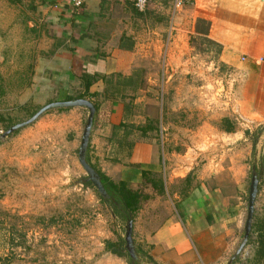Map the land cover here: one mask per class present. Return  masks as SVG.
<instances>
[{"label":"rangeland","instance_id":"obj_1","mask_svg":"<svg viewBox=\"0 0 264 264\" xmlns=\"http://www.w3.org/2000/svg\"><path fill=\"white\" fill-rule=\"evenodd\" d=\"M41 4L0 0V135L44 105L37 95H29V88L37 61L51 55L57 38ZM189 9L173 12L166 0H158L144 11L118 10L116 18L125 20L121 27L128 34L124 45L132 52H118V71L113 73L136 74L133 84L108 101L87 98L105 111L117 103L128 105L123 110L126 137L122 129L120 140L90 132L87 156L113 181L122 178L149 196L134 212L132 228L144 260L154 254L155 229L176 215L179 200L195 189L205 169L208 187L229 194H235L238 176L245 219L254 164L259 185L253 221L264 216V120L246 122L235 115L218 47L194 31ZM195 27L202 24L196 21ZM87 115L84 107L50 109L0 137V264H113L107 257L128 264L126 256L105 248V240H124L126 223L112 215L92 184H85L87 175L78 162ZM223 118L231 121L233 131L225 130ZM99 123L97 119V128ZM147 145L157 152V168L145 181L142 176L130 181L129 168L141 166L136 160L144 158ZM158 179L164 181L163 193L150 182ZM254 238L250 233L231 264L251 262ZM228 259L211 264H226Z\"/></svg>","mask_w":264,"mask_h":264},{"label":"crops","instance_id":"obj_2","mask_svg":"<svg viewBox=\"0 0 264 264\" xmlns=\"http://www.w3.org/2000/svg\"><path fill=\"white\" fill-rule=\"evenodd\" d=\"M41 2L58 46L55 45L53 54L37 61L29 95L41 98L39 103L64 100L77 94V90L82 92L79 75L83 71L108 75L118 71V52H132L131 46L126 48L124 45L128 34L121 22L125 20L116 18L118 10L123 14L136 13L130 1L88 0L80 8L73 7L70 0ZM189 19L194 31L198 19L208 22L205 36L218 47L217 58L228 77L226 94L233 98L235 115L246 122L263 121L264 0H194ZM113 41L117 43L115 47ZM128 44L132 45V42L128 41ZM109 52L115 53L110 56ZM104 86L99 79L89 91L98 92L102 100L108 101L109 98L102 94ZM123 110L124 104L117 103L110 107L107 116V111L99 107L93 120L92 136L93 133L110 135L112 139L111 125L123 121ZM73 111L80 114V110ZM97 119L100 120L98 128ZM148 147L144 158L136 160L141 161V166L129 168L130 181L138 182L142 170H156L153 161L157 152ZM202 173L195 189L179 200L176 215L166 218L153 232L154 254L151 256L157 264H200V260L201 264L223 262L235 250L245 220L242 191L238 192L241 180L238 176L235 178L237 190L235 194H229L219 187H208L206 169ZM108 260L118 264L112 257H107Z\"/></svg>","mask_w":264,"mask_h":264},{"label":"trees","instance_id":"obj_3","mask_svg":"<svg viewBox=\"0 0 264 264\" xmlns=\"http://www.w3.org/2000/svg\"><path fill=\"white\" fill-rule=\"evenodd\" d=\"M12 2L17 0H10ZM82 7V6H80ZM77 7V8H80ZM137 11V10H135ZM199 23L202 24L201 28H195V32L205 37V39L209 40L205 35L208 31V22L203 19L197 20ZM210 41V40H209ZM58 46V44L56 45ZM51 54L54 52L51 51ZM133 75L131 74L128 76H123L120 73H110V74H102L98 72L88 73L83 71L79 78L82 83V92L75 96H67L66 100L73 99V98H85L87 99L89 96L91 97H98L100 94L98 92H90L89 88L92 84H94L97 80L101 79L105 84L102 94L104 98H110L116 93H121V89L126 87L127 85L133 84L134 81ZM89 100V99H88ZM91 101V100H90ZM95 107V112H98V104L95 101H91ZM128 105L124 104L125 111L127 110ZM64 109V108H60ZM35 112V111H34ZM32 112L31 115L34 113ZM110 111H107V116H109ZM106 121V120H105ZM223 123L225 124V130L227 132L233 131V127L231 121L228 118H223ZM0 122H4L3 118L0 117ZM124 130V133L127 134L129 132L125 120L119 122L118 124L111 125V138H117L118 130ZM126 136L124 135V138ZM115 139V140H116ZM87 162L96 170L101 178V182L106 190L107 197H102L100 194V198L107 203V205L111 208V213L113 216H116L123 220L125 223L131 219L133 221L134 212L139 209L140 204L143 200L148 199V195L145 194L144 190L140 187L133 188L130 182L125 180H119L117 182L113 181L109 178L104 172L98 169L88 158L86 154ZM143 181L152 174L151 171L142 170L141 172ZM188 179V176L186 177ZM154 186H158V191L163 193L165 190L164 181L162 179L158 180H150ZM85 184H91L90 181H85ZM251 233L255 235L254 243H255V250L254 256L249 264H264V216L258 220L252 222ZM135 247V245H134ZM105 248L107 251L111 252L112 254H116L118 256H126L128 258V264H141V263H150L157 264L156 261L150 254H146V258L144 260L142 256V252L135 247V250L140 258V262H136L132 260L128 252L125 249V241L119 238L116 241L105 240Z\"/></svg>","mask_w":264,"mask_h":264},{"label":"water","instance_id":"obj_4","mask_svg":"<svg viewBox=\"0 0 264 264\" xmlns=\"http://www.w3.org/2000/svg\"><path fill=\"white\" fill-rule=\"evenodd\" d=\"M71 107H84L88 110V115L83 127V131L81 134L80 144L77 151V158L78 162L81 167L86 172V180L90 181L91 184L96 188L98 193L102 197H107L106 190L101 182V178L96 170L87 162L86 154H87V147L89 143V136L91 132V128L93 126L94 114H95V107L93 103L85 98H73V99H64V100H56L50 101L43 106L39 107L31 116H29L26 120L22 122L15 123L9 126L1 135L0 137H6L8 134L26 126L30 123L34 122L41 114L50 110V109H59V108H71ZM258 185H259V175L255 169V165H252V172H251V179L248 187V194H247V207H246V216L243 225V234L242 238L235 248L232 255L229 257L226 264H231L234 259L241 253L247 241L249 239L251 233V227L253 222L254 216V204L255 199L258 193ZM132 228H133V221L129 219L125 224V232H124V241H125V249L128 252L129 257L136 261L140 262V258L135 250L134 242L132 238Z\"/></svg>","mask_w":264,"mask_h":264},{"label":"built area","instance_id":"obj_5","mask_svg":"<svg viewBox=\"0 0 264 264\" xmlns=\"http://www.w3.org/2000/svg\"><path fill=\"white\" fill-rule=\"evenodd\" d=\"M87 1L88 0H70V3L73 7L77 8L85 4ZM128 1H130L133 4L136 10L144 11L149 4L158 0H128ZM166 1L170 4L172 11L176 12L185 6L191 5L194 0H166Z\"/></svg>","mask_w":264,"mask_h":264}]
</instances>
